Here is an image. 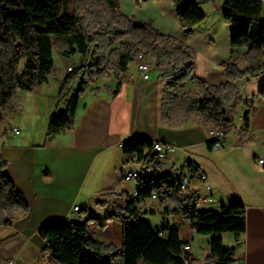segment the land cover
<instances>
[{"label":"trees","instance_id":"obj_1","mask_svg":"<svg viewBox=\"0 0 264 264\" xmlns=\"http://www.w3.org/2000/svg\"><path fill=\"white\" fill-rule=\"evenodd\" d=\"M171 1L186 33L192 34L194 27L206 21L195 0ZM222 12L234 29L232 46L247 48L244 67L231 58L223 64L224 84L211 86L199 79L198 90L187 91L186 84L194 79L195 50L149 24L135 23L120 11V0H0V121L12 112L19 89L34 91L48 80L55 69L56 49L62 59L79 55L81 61L62 81L60 95L67 100V115H52L48 142L71 128L80 98L97 78L113 73L120 80L140 55L156 68L169 99L180 98L183 124L194 116L206 128L222 129L227 135L233 129L229 116L240 97L237 81L264 74V16L262 0H224ZM259 95L264 97V87ZM250 117L247 111L246 129ZM154 143L135 136L123 147L125 154L144 161L139 196L127 200L124 193H105L104 197L126 201L121 206L99 202L111 210L107 222L117 220L122 225V247L94 238L91 225L104 229L107 224H100L86 209L77 218L53 219L39 228L37 234L46 244L44 253L49 254V260L41 264H190L191 251L185 247L192 245L195 234L213 237L207 264H235L223 236L246 232L245 205L234 202L218 213L198 209L197 192L181 191L176 168L161 173L151 184V167L157 161ZM209 145L212 148L213 142ZM7 165L0 155V227H12L18 213L26 216L30 211L26 198L5 173ZM154 194L168 202L164 214L171 217L156 228L137 205L141 198Z\"/></svg>","mask_w":264,"mask_h":264},{"label":"crops","instance_id":"obj_2","mask_svg":"<svg viewBox=\"0 0 264 264\" xmlns=\"http://www.w3.org/2000/svg\"><path fill=\"white\" fill-rule=\"evenodd\" d=\"M120 4L121 12H124L123 0H120ZM222 4L224 2L219 6L221 9ZM246 54V47L232 46L228 59L233 58L244 67L242 59ZM80 61L79 57L78 63L73 64L77 66ZM73 64L63 67L64 73L57 80L62 82ZM150 64L152 71L154 66ZM135 71V74L132 73L129 67V73L120 80L113 73L109 77L97 78L80 98L71 128L49 142L50 113L43 121L39 136H35L31 125L16 122L0 131V155L8 163L5 173L13 179L16 188L30 205L28 215L19 213V219L13 227L19 231L36 233L47 221L77 218L79 213L74 214L73 210L78 207L81 211L87 209L92 212L99 223L100 218L104 220L107 226L100 231L116 227L117 237L114 239H103L96 235L94 238L122 247V225L117 220L107 222L111 210L99 202L123 205L126 200L121 197L103 196L112 192L126 194L127 200L134 199V184L126 182L124 176L132 170L143 169V165L136 162L137 155L125 154L121 144L140 136L178 148L163 162L161 173L162 168L166 169L164 172L176 168L184 174L199 170L208 175L217 203L204 205L200 210L221 212L234 202L245 205L246 232L238 237L225 234L224 247L232 250L235 264H264V165L257 161L258 158L264 159V97L259 95L264 87V74L237 81L240 97L229 116L233 129L227 134L223 148L213 150L209 145L213 139L212 129L206 128L194 116L186 124L182 123L180 98L169 99L164 83L158 79V72L156 82H151V75L145 80L138 73L137 66ZM198 80L199 77L194 74V79L186 84V90H198ZM200 80L211 86H220L226 82V76L221 68L214 81ZM118 88V93L111 96ZM152 97L160 99L154 130L149 128L148 100ZM60 100L66 106L67 115V100ZM247 111L251 112L248 129L243 122ZM14 128L19 129V134L13 133ZM192 185L196 187L198 183L193 182ZM167 204L165 201L141 198L137 205L156 228L164 221H171V217L164 214ZM215 207L220 211H214ZM157 214H160L161 223L155 226L152 219ZM195 238L191 245L190 264H207L213 237L208 236L205 241L209 252L201 263L195 260ZM38 244L41 247L45 245L42 240Z\"/></svg>","mask_w":264,"mask_h":264},{"label":"rangeland","instance_id":"obj_3","mask_svg":"<svg viewBox=\"0 0 264 264\" xmlns=\"http://www.w3.org/2000/svg\"><path fill=\"white\" fill-rule=\"evenodd\" d=\"M195 2L198 7L205 12L207 19L204 23L194 27L192 34H188L182 29L171 0H149L142 5H138L136 0H134V2L123 0L124 12L122 13H126L134 22L137 21L149 24L160 33L173 36L193 48L196 53L195 77L214 81L213 79L217 72L220 71L221 68L223 69V64H227L231 60V58L228 59V57L232 48L231 39L234 29L224 21L222 9L219 8L224 0H195ZM53 58L55 69L53 73L49 75L45 83L37 86L34 91H26L23 89L17 91L13 101L12 112L7 113L4 119L0 121V131H3L6 125L9 126L11 123L16 122L23 125H31L30 129L34 131L35 136H39L42 133V124L47 113L51 114L50 118L57 113L66 115V106H64V102L60 100L62 82L57 80V77L63 75V67L68 64L78 63L79 55L70 60H65L59 56L55 49ZM223 61L225 62L221 63ZM24 65L25 61L23 60L19 65V71L23 69ZM71 66L73 68L76 67L74 64ZM136 66V62H132L129 65L131 72L134 74L136 72ZM156 74L157 70L154 67L150 72L152 77L151 82H156ZM194 85L195 84H193V86ZM148 101L150 106L149 128L151 130L153 128L154 130L156 126V108H159L160 99L159 97H152ZM156 101L158 103L157 105ZM178 114L180 113L178 112ZM162 170L164 172L166 169L162 168ZM213 209L214 211L219 210L216 207ZM157 215L156 218L152 219L155 226L161 223L159 219L160 214ZM100 219V224H105L104 220H102V218ZM92 233L96 235V237L100 236L103 239L105 237L107 239H114L117 235V230L116 227H109L106 231L102 232L96 225H93ZM195 235L196 238L193 248L195 260L201 263L204 261L206 253L209 252V247H205V241L208 240V236ZM39 240H41V238L37 232L19 231L13 226L0 227V264H41L43 260H49V254L44 253L46 244L44 247H41L38 244ZM139 264H143V262Z\"/></svg>","mask_w":264,"mask_h":264},{"label":"built area","instance_id":"obj_4","mask_svg":"<svg viewBox=\"0 0 264 264\" xmlns=\"http://www.w3.org/2000/svg\"><path fill=\"white\" fill-rule=\"evenodd\" d=\"M149 0H136L138 5H142ZM262 13L264 16V0H262ZM73 67L68 68V72H72ZM137 71L138 73L145 79L148 80L150 78L151 64L147 60L146 56L140 55L137 61ZM19 129L14 128L13 133L19 134ZM212 142L213 150H220L223 148L226 138V133L222 129H212ZM125 142L121 144L123 148ZM177 147L171 144H163L161 142H155L153 146L154 154L157 156V161L153 163L151 170L152 175L150 178V183L154 184L158 176L161 174V166L163 162L167 159L169 154H174L177 151ZM258 163L264 165V159H257ZM137 163H142L144 167V161H140L138 157L136 158ZM187 163H190V160H187ZM143 169L141 170H132L125 174L124 179L126 182L133 183V197L137 198L140 194L141 187L138 184V180L142 177ZM179 184L180 189L183 193L188 190H194L197 192V208L201 209L204 205H214L217 203V199L213 194V185L211 184L208 175L199 170H190L188 174H184L179 172ZM193 182H197L198 186L194 187ZM151 199L160 200L157 194L152 195ZM74 214H78L81 212L80 208L75 207L73 210ZM186 251H191V246L185 247Z\"/></svg>","mask_w":264,"mask_h":264},{"label":"water","instance_id":"obj_5","mask_svg":"<svg viewBox=\"0 0 264 264\" xmlns=\"http://www.w3.org/2000/svg\"><path fill=\"white\" fill-rule=\"evenodd\" d=\"M236 145H238V144H236Z\"/></svg>","mask_w":264,"mask_h":264}]
</instances>
